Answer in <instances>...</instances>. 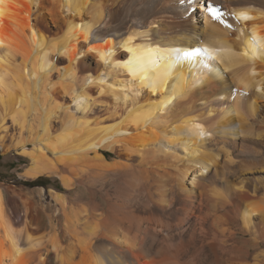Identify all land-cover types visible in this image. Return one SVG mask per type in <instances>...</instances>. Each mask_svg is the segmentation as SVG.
Segmentation results:
<instances>
[{"label": "bare ground", "instance_id": "bare-ground-1", "mask_svg": "<svg viewBox=\"0 0 264 264\" xmlns=\"http://www.w3.org/2000/svg\"><path fill=\"white\" fill-rule=\"evenodd\" d=\"M207 3L0 0V154L62 190L0 189V264H264V0Z\"/></svg>", "mask_w": 264, "mask_h": 264}, {"label": "rangeland", "instance_id": "rangeland-1", "mask_svg": "<svg viewBox=\"0 0 264 264\" xmlns=\"http://www.w3.org/2000/svg\"><path fill=\"white\" fill-rule=\"evenodd\" d=\"M105 154L107 157L110 156L109 153L108 154L105 153ZM28 165L29 162L26 159H23L16 155L9 153L6 155L0 154V167H2V169L0 170V189L3 191L4 199L6 204L10 208V212H14V210L18 211L17 214H14L16 218H20L19 216L20 214H22L23 204L26 201V196L24 195V193L27 190L30 191L29 193L33 197L32 205L37 207L36 216L38 217H41L42 206L47 207L49 205L48 210H50L49 207L52 208L49 211V213H51V211L53 213L54 206L52 205V203H50L51 201L47 194L44 195V197H40V195L37 193V190L39 188H42L45 191H48L49 189L52 190L58 189L59 192H62L60 183L55 178L37 179V180H41V184L43 185L42 187H34V188L26 187L25 184L33 183L34 181H36V180L28 181L21 178V174ZM74 193L75 191H71L69 193H66V195L72 196L74 195Z\"/></svg>", "mask_w": 264, "mask_h": 264}, {"label": "snow or ice", "instance_id": "snow-or-ice-1", "mask_svg": "<svg viewBox=\"0 0 264 264\" xmlns=\"http://www.w3.org/2000/svg\"><path fill=\"white\" fill-rule=\"evenodd\" d=\"M206 11L207 13L211 16L213 20H220L221 18V9L217 6H214L213 3H207L206 0ZM236 19L239 20H247L249 17L243 13H241ZM181 56L184 59L191 60L193 57H205L206 59L209 60H214L215 59V54L214 52L209 49V48H200V47H195V48H190L189 50L183 51L182 53L177 54L176 59L179 60ZM203 135V133H201Z\"/></svg>", "mask_w": 264, "mask_h": 264}, {"label": "trees", "instance_id": "trees-1", "mask_svg": "<svg viewBox=\"0 0 264 264\" xmlns=\"http://www.w3.org/2000/svg\"><path fill=\"white\" fill-rule=\"evenodd\" d=\"M25 186L29 188H34V187H42L43 185L41 184V180H36L33 183L25 184ZM56 191H59V190L56 189Z\"/></svg>", "mask_w": 264, "mask_h": 264}, {"label": "crops", "instance_id": "crops-1", "mask_svg": "<svg viewBox=\"0 0 264 264\" xmlns=\"http://www.w3.org/2000/svg\"><path fill=\"white\" fill-rule=\"evenodd\" d=\"M2 169V167H0V170ZM28 192H30L29 190H27Z\"/></svg>", "mask_w": 264, "mask_h": 264}]
</instances>
